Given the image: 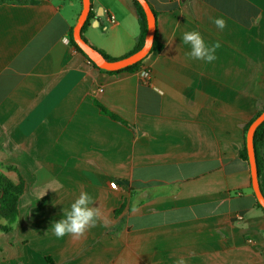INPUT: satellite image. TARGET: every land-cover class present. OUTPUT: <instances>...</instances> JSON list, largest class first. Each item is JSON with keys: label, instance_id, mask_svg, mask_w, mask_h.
Returning <instances> with one entry per match:
<instances>
[{"label": "crops", "instance_id": "0c3cea01", "mask_svg": "<svg viewBox=\"0 0 264 264\" xmlns=\"http://www.w3.org/2000/svg\"><path fill=\"white\" fill-rule=\"evenodd\" d=\"M146 1L162 49L119 74L72 47L81 0L0 4V172L23 183L0 264H264V215L238 155L264 105V0ZM90 10L84 40L127 54L139 34L131 0ZM193 30L219 41L214 62L186 56ZM258 183L264 196V169ZM81 191L102 219L58 239L51 226Z\"/></svg>", "mask_w": 264, "mask_h": 264}, {"label": "trees", "instance_id": "16d2710c", "mask_svg": "<svg viewBox=\"0 0 264 264\" xmlns=\"http://www.w3.org/2000/svg\"><path fill=\"white\" fill-rule=\"evenodd\" d=\"M35 1L36 0H0V4H6V3H8V4H33ZM131 3H132V7H133V9H134V11L138 17V24H139V34L136 38V41H135L133 48L127 54H125L121 57H111V56L107 55L106 53H104L103 51L96 49L95 47L91 46L95 51H97L99 54H101L104 59H106L108 61H113V60H117V59L126 57V56L138 51L143 45L144 37L146 34L145 15H144V12H143L141 6L139 5V3L136 0H131ZM91 18H92V12H91V10H89L87 18H86V20H85V22L81 28V37H82V33L84 32V30L88 26ZM82 39H84V38L82 37ZM70 43H71L72 47L78 53H80L82 56H84L86 58V60L88 61V63H90V65L92 67H94V68H96L102 72H105V73H110V74L133 73V72L137 71L142 65L143 59L138 61L137 63H135L133 65L127 66V67L120 69L118 71H105V70L97 68L82 53V51L76 46V44L74 43L72 38H70ZM161 49H162V45L157 40L156 28H155L154 39H153V43H152V46H151L149 53L159 52ZM95 104L99 108V110L102 114L108 116L109 118H111L113 120H117L119 122H122L116 115L108 112L101 104H99L98 102H95ZM263 109H264V105L256 111V113L252 116V118L246 123V125L243 128V144H242V148L240 149L238 155L242 160H244L246 162H248V159H247V152H246V147H245V135H246V132H247L249 125L263 111ZM253 146H254V152H255V161H256V166H257V173H258V177H259L260 173L264 169V121L260 125H258L254 131ZM22 190H23V183H22V180L20 177H18L17 181L14 183L8 177H6L4 174H2L0 172V219H4L6 222V225L0 226V229H2L3 231H9L11 225L14 223V221L17 218V202H18V197L22 193ZM256 205L262 211V213L264 215V210L262 209V207L258 203H256Z\"/></svg>", "mask_w": 264, "mask_h": 264}, {"label": "clouds", "instance_id": "9594fccd", "mask_svg": "<svg viewBox=\"0 0 264 264\" xmlns=\"http://www.w3.org/2000/svg\"><path fill=\"white\" fill-rule=\"evenodd\" d=\"M214 24L219 30L227 27V22L223 17L214 19ZM184 44L190 45V51L186 56L190 59L212 63L217 59L216 51L220 48L219 41L208 44L199 31H185L182 36ZM152 43L151 39H148ZM142 75H147L143 73ZM96 205L93 197L86 191H81L78 197L71 203L70 208L64 210L63 219L52 224V232L55 237L62 239L66 236L81 239L91 229L97 227L102 219V212ZM176 264H186L184 258H179Z\"/></svg>", "mask_w": 264, "mask_h": 264}, {"label": "water", "instance_id": "95a60500", "mask_svg": "<svg viewBox=\"0 0 264 264\" xmlns=\"http://www.w3.org/2000/svg\"><path fill=\"white\" fill-rule=\"evenodd\" d=\"M141 6L146 20V34L144 37V42L142 47L126 56L117 60L108 61L103 58L101 54L95 51L88 43L84 41L81 37V28L87 18L88 12L90 10V0H81V10L77 17L76 23L72 28L71 38L76 44V46L82 51V53L99 69L105 71H118L127 66L133 65L138 61L144 59L152 46L154 33L156 28V17L153 11L151 10L149 4L146 0H136ZM148 39L152 40V43L148 41ZM264 121V109L263 111L252 121L249 125L246 135H245V147L247 152V159L250 170V179L252 190L256 199V202L262 207L264 210V196L260 190L258 183V173L257 166L255 161V152L253 146V134L258 125H260Z\"/></svg>", "mask_w": 264, "mask_h": 264}, {"label": "built area", "instance_id": "2783aa9c", "mask_svg": "<svg viewBox=\"0 0 264 264\" xmlns=\"http://www.w3.org/2000/svg\"><path fill=\"white\" fill-rule=\"evenodd\" d=\"M140 76L142 77V79L146 82L149 80V72L145 69H140L139 70ZM143 73H146L147 75H142ZM113 186H116L115 184H113Z\"/></svg>", "mask_w": 264, "mask_h": 264}]
</instances>
